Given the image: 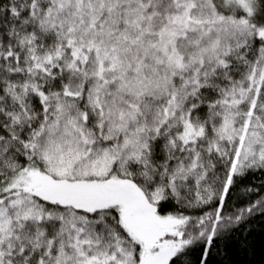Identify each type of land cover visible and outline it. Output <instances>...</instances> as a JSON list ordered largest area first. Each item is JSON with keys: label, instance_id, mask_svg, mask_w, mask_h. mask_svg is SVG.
I'll return each mask as SVG.
<instances>
[{"label": "snow or ice", "instance_id": "6c2138e0", "mask_svg": "<svg viewBox=\"0 0 264 264\" xmlns=\"http://www.w3.org/2000/svg\"><path fill=\"white\" fill-rule=\"evenodd\" d=\"M0 264H264V0H0Z\"/></svg>", "mask_w": 264, "mask_h": 264}]
</instances>
